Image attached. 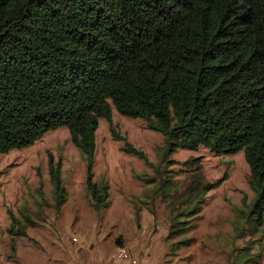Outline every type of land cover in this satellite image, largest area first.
Wrapping results in <instances>:
<instances>
[{
	"label": "trees",
	"instance_id": "1",
	"mask_svg": "<svg viewBox=\"0 0 264 264\" xmlns=\"http://www.w3.org/2000/svg\"><path fill=\"white\" fill-rule=\"evenodd\" d=\"M112 107L160 133L156 164L116 131ZM100 118L119 149L155 173L148 180L168 209L170 238L192 226L205 193L223 180H207L199 156L181 162L180 180L171 177L163 165L171 152L198 146L242 151L253 196L246 228L234 230L264 235V0H0V153L65 127L98 211L108 198L107 184L92 181ZM59 166L47 152L56 208L66 197ZM8 215L7 232L23 236L24 220ZM252 243L232 262H257Z\"/></svg>",
	"mask_w": 264,
	"mask_h": 264
},
{
	"label": "rangeland",
	"instance_id": "2",
	"mask_svg": "<svg viewBox=\"0 0 264 264\" xmlns=\"http://www.w3.org/2000/svg\"><path fill=\"white\" fill-rule=\"evenodd\" d=\"M111 123L149 162L157 163L160 133L113 107ZM94 144L92 181L105 182L108 193L106 205L98 211L89 205L84 161L65 127L46 131L29 146L0 153V264H117L118 248L144 264H239L232 257L246 240H252L250 251H259L260 257L245 264H264V235L247 230L236 235L234 230L239 224L246 228L245 211L253 196L241 150L217 155L198 146L171 152V161L163 165L173 179L182 178L184 159L199 156L204 177L223 180L205 193L192 226L170 238L168 209L148 180L155 175L152 168L119 149L121 141L112 138L104 119H98ZM47 152L60 163L66 193L58 208L51 196ZM8 212L24 220L23 236L7 232ZM185 239V245L178 242Z\"/></svg>",
	"mask_w": 264,
	"mask_h": 264
},
{
	"label": "built area",
	"instance_id": "3",
	"mask_svg": "<svg viewBox=\"0 0 264 264\" xmlns=\"http://www.w3.org/2000/svg\"><path fill=\"white\" fill-rule=\"evenodd\" d=\"M114 259L118 261L117 264H144L122 248H118L115 251Z\"/></svg>",
	"mask_w": 264,
	"mask_h": 264
}]
</instances>
